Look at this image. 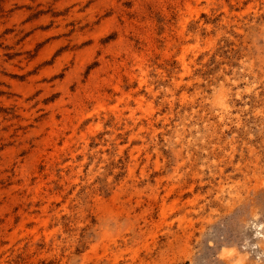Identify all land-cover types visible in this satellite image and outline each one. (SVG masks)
Listing matches in <instances>:
<instances>
[{
  "label": "rangeland",
  "instance_id": "374dc122",
  "mask_svg": "<svg viewBox=\"0 0 264 264\" xmlns=\"http://www.w3.org/2000/svg\"><path fill=\"white\" fill-rule=\"evenodd\" d=\"M236 262L264 264V0H0V264Z\"/></svg>",
  "mask_w": 264,
  "mask_h": 264
},
{
  "label": "bare ground",
  "instance_id": "6f19581e",
  "mask_svg": "<svg viewBox=\"0 0 264 264\" xmlns=\"http://www.w3.org/2000/svg\"><path fill=\"white\" fill-rule=\"evenodd\" d=\"M227 252V251H226ZM240 262H236V264H239Z\"/></svg>",
  "mask_w": 264,
  "mask_h": 264
}]
</instances>
